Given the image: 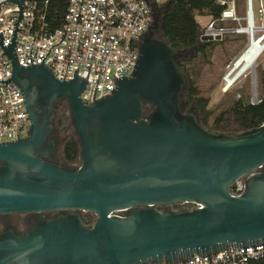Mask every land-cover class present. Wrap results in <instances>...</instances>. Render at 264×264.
I'll list each match as a JSON object with an SVG mask.
<instances>
[{
  "label": "water",
  "instance_id": "1",
  "mask_svg": "<svg viewBox=\"0 0 264 264\" xmlns=\"http://www.w3.org/2000/svg\"><path fill=\"white\" fill-rule=\"evenodd\" d=\"M160 19L159 11L132 75L91 104L80 98L84 81L19 67L11 53L31 129L0 144V219L59 214L22 234L1 231L0 264H158L264 242V124L227 134L185 111L188 82L177 62L188 55L164 40ZM62 100L79 146L74 168L51 161L53 107ZM240 179L244 191L231 194ZM182 203L197 207L171 208ZM82 212L96 216L92 226Z\"/></svg>",
  "mask_w": 264,
  "mask_h": 264
},
{
  "label": "built area",
  "instance_id": "2",
  "mask_svg": "<svg viewBox=\"0 0 264 264\" xmlns=\"http://www.w3.org/2000/svg\"><path fill=\"white\" fill-rule=\"evenodd\" d=\"M216 2L224 10L218 19L208 22L203 35L213 40L230 33L243 34L241 23L245 19L249 23V7L254 24L253 0H245V19L237 13L235 0ZM160 7L157 0H66L62 13L55 17L53 0H0V144L24 139L31 129L25 97L11 80V53L19 67L44 66L59 81L68 82L76 77L84 81L80 98L91 104L110 95L119 80L132 75L142 40L151 30L154 14ZM257 14L264 17V0H258ZM227 22L236 26L218 25ZM263 29L264 25L260 27ZM259 102L257 95L251 100V104ZM244 189L245 182L239 180L230 192L239 195ZM259 261H264V242L158 264Z\"/></svg>",
  "mask_w": 264,
  "mask_h": 264
},
{
  "label": "trees",
  "instance_id": "3",
  "mask_svg": "<svg viewBox=\"0 0 264 264\" xmlns=\"http://www.w3.org/2000/svg\"><path fill=\"white\" fill-rule=\"evenodd\" d=\"M236 1L237 13H239L240 0ZM66 0H53V14L59 17ZM224 10V7L216 0H166L160 7L161 19L160 30L164 40L174 50H190L194 55L177 62L178 67L184 73L189 87L183 94V99L195 102L199 114L198 120L210 131L222 133H240L264 124V76L261 72L257 78L260 83L261 93L258 96L260 102L251 104L245 101L241 96L233 99L230 105L220 113H214V110L208 109L209 97H205L197 86L196 71L190 68V61L193 57H209L214 47L222 44L225 40H205L201 38L204 34V27L197 21V17H208L218 19ZM228 25L234 27V22L219 23L218 25ZM243 53V52H242ZM195 58H193L194 60ZM65 121L59 120L58 126L63 127ZM62 153L65 161L69 164L79 157V146L74 136L67 139L63 145ZM86 223L90 221L86 220ZM254 264H264L259 261Z\"/></svg>",
  "mask_w": 264,
  "mask_h": 264
},
{
  "label": "rangeland",
  "instance_id": "4",
  "mask_svg": "<svg viewBox=\"0 0 264 264\" xmlns=\"http://www.w3.org/2000/svg\"><path fill=\"white\" fill-rule=\"evenodd\" d=\"M161 5L166 2V0H157ZM258 0H253L254 9V26L257 28L254 33V37L260 39L262 37V31L260 27L262 26V18L257 14ZM244 19L246 18V2L245 0H240L239 13ZM201 25L207 24V18H199ZM241 25L244 29L247 28L248 24L246 19L243 20ZM236 26V25H234ZM225 40L222 44H218L214 47L209 57H193L195 58L190 61V68L192 71H196L197 76V86L203 96L209 97L208 109L214 110V113H220L222 110L226 109L233 99L242 97L245 101L251 102L255 95L259 96L261 93L260 83H257V78L263 72L264 76V50L257 58L253 69H249L244 72L241 77L227 90L225 89V79H227L228 74L232 70L233 63L240 56V54L248 47L249 35L247 33H230L222 36ZM221 39V40H222ZM188 56L194 55L192 49L186 50ZM188 58V57H187ZM184 74V73H183ZM188 82V81H187ZM189 83L187 84V88ZM182 105L185 111L192 109V113L198 118V108L195 102L187 101L186 99H181ZM57 137L58 152L56 155V160L59 164L65 165L67 167H77L80 164L79 157L74 161V163L69 164L65 161L62 153V148L67 139L71 136L75 137V132L72 124H65L63 127L58 126ZM230 134V133H227ZM241 182H245L244 179H240ZM180 207H188L187 210L194 209L195 206L189 204H175L171 208L173 210H181ZM158 210H162V207L157 206ZM176 208V209H175ZM81 217L84 222L86 220L90 223H86L92 226L96 221V216L92 213L82 212Z\"/></svg>",
  "mask_w": 264,
  "mask_h": 264
},
{
  "label": "flooded vegetation",
  "instance_id": "5",
  "mask_svg": "<svg viewBox=\"0 0 264 264\" xmlns=\"http://www.w3.org/2000/svg\"><path fill=\"white\" fill-rule=\"evenodd\" d=\"M55 117L53 119L54 132L57 135L58 121H65L67 124H71V119L68 114L69 107L66 100H62L60 103L55 104L53 107ZM56 156L52 158V162L56 163ZM193 205V204H189ZM194 206V205H193ZM188 207H180L179 209H187ZM176 209V208H175ZM59 212L55 213H42V214H11L4 219H0V232L6 227L12 228L16 234H22L28 231L29 228L37 224L38 219H52L57 216Z\"/></svg>",
  "mask_w": 264,
  "mask_h": 264
},
{
  "label": "bare ground",
  "instance_id": "6",
  "mask_svg": "<svg viewBox=\"0 0 264 264\" xmlns=\"http://www.w3.org/2000/svg\"><path fill=\"white\" fill-rule=\"evenodd\" d=\"M256 30L257 28H255L254 24L253 26H247V28L244 29V33H247L249 35L250 44H248V47L233 63L232 70L228 74L227 79H225L226 90L227 88L232 86L244 72L249 69H253L257 58L262 53L261 52L257 55L260 46L264 43V30L262 31V37L260 39L254 37V33L256 32Z\"/></svg>",
  "mask_w": 264,
  "mask_h": 264
},
{
  "label": "crops",
  "instance_id": "7",
  "mask_svg": "<svg viewBox=\"0 0 264 264\" xmlns=\"http://www.w3.org/2000/svg\"><path fill=\"white\" fill-rule=\"evenodd\" d=\"M239 9V8H238ZM239 11V10H238ZM199 18H207L208 22L211 20L210 18L208 17H197V21L199 22ZM207 22V24H208ZM199 24L201 25V23L199 22ZM207 24H205L204 26H206ZM236 25V24H235ZM262 25H264V17L262 18ZM202 27H204L203 25H201Z\"/></svg>",
  "mask_w": 264,
  "mask_h": 264
}]
</instances>
